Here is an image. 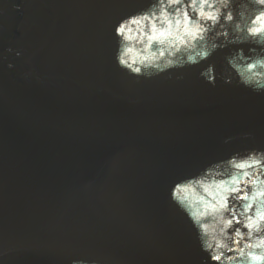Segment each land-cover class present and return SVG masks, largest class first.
<instances>
[{
    "label": "water",
    "instance_id": "1",
    "mask_svg": "<svg viewBox=\"0 0 264 264\" xmlns=\"http://www.w3.org/2000/svg\"><path fill=\"white\" fill-rule=\"evenodd\" d=\"M152 2L0 0V264H206L171 188L264 148V92L228 66L251 44L152 78L120 68L115 26Z\"/></svg>",
    "mask_w": 264,
    "mask_h": 264
},
{
    "label": "clouds",
    "instance_id": "2",
    "mask_svg": "<svg viewBox=\"0 0 264 264\" xmlns=\"http://www.w3.org/2000/svg\"><path fill=\"white\" fill-rule=\"evenodd\" d=\"M114 34L116 64L144 78L200 64L218 47L254 45L252 55L239 48L241 59L229 58L228 66L238 85L264 92V0H153L120 19ZM30 78L25 73L24 80ZM170 197L195 227L206 264H264V148L234 151L181 176ZM70 264H101V258H71Z\"/></svg>",
    "mask_w": 264,
    "mask_h": 264
}]
</instances>
